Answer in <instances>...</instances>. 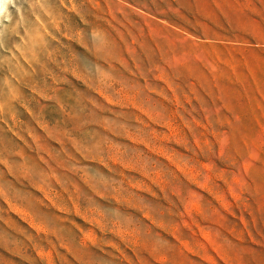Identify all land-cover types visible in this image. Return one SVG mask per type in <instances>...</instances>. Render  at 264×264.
<instances>
[{"label":"rangeland","instance_id":"obj_1","mask_svg":"<svg viewBox=\"0 0 264 264\" xmlns=\"http://www.w3.org/2000/svg\"><path fill=\"white\" fill-rule=\"evenodd\" d=\"M3 5L0 264H264V0Z\"/></svg>","mask_w":264,"mask_h":264},{"label":"bare ground","instance_id":"obj_2","mask_svg":"<svg viewBox=\"0 0 264 264\" xmlns=\"http://www.w3.org/2000/svg\"><path fill=\"white\" fill-rule=\"evenodd\" d=\"M5 3V0H0V12L2 11V8H3V4ZM15 21L13 22V23H11V25H15ZM13 27V26H12ZM15 29V28H14ZM10 30H12V29H10ZM17 31V30H16ZM27 34V33H26ZM0 43H1V40H0ZM2 44V43H1ZM26 46H28V43L27 42H23V44H22V46L20 47V48H18L19 50H23L24 51V49L26 48ZM28 58H30V57H28ZM27 58V59H28ZM32 59V58H31ZM30 59V60H31ZM26 60V59H25ZM35 60V59H34ZM37 61V60H36ZM35 62V61H34ZM29 63V62H28ZM31 67V66H30ZM34 67V66H33ZM36 67V66H35ZM5 68V67H4ZM33 69V68H32ZM35 69V68H34ZM34 71H36V70H34ZM35 73V72H34ZM15 79H17V78H15ZM8 80V79H7ZM6 80V81H7ZM5 81V80H4ZM6 84H8V83H6ZM9 86V85H8ZM1 88V87H0ZM5 98H4V96L2 95V94H0V106H2V105H4L5 104ZM0 110L2 111V109L0 108Z\"/></svg>","mask_w":264,"mask_h":264}]
</instances>
